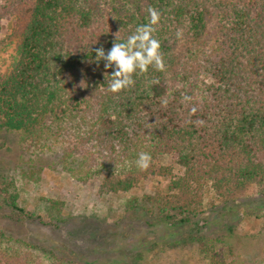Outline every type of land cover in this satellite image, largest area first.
<instances>
[{
	"label": "trees",
	"instance_id": "1",
	"mask_svg": "<svg viewBox=\"0 0 264 264\" xmlns=\"http://www.w3.org/2000/svg\"><path fill=\"white\" fill-rule=\"evenodd\" d=\"M10 1L0 0V139L17 132L22 148L55 155L68 172L105 173L102 186L114 194L168 179L166 201L155 199L158 212L143 223L169 244L196 245L207 264H236L213 237L240 239L236 206L264 208L254 201L264 198V0H30L25 21L2 38ZM149 5L161 13L165 70L150 67L110 93L95 49L146 23ZM140 151L152 156L145 171L134 164ZM207 189L220 203L217 227H206L201 210ZM15 200L0 194L13 215L33 220ZM127 211L136 220L147 213ZM14 248L0 247V264H21Z\"/></svg>",
	"mask_w": 264,
	"mask_h": 264
},
{
	"label": "rangeland",
	"instance_id": "2",
	"mask_svg": "<svg viewBox=\"0 0 264 264\" xmlns=\"http://www.w3.org/2000/svg\"><path fill=\"white\" fill-rule=\"evenodd\" d=\"M29 1L12 0L3 8L2 38L25 21ZM19 139L17 132L0 139V194L15 195V204L34 219L15 216L0 203V247L15 246L21 264H207L196 245L169 244L165 234L143 223H151V212H158L155 199L166 201L168 179L147 178L128 192L114 194L102 186L105 173L86 178L84 168L68 172L54 162L55 155L26 150ZM158 159L160 165H170L167 157ZM258 199L264 207V198L254 201ZM202 202L206 227L218 226L220 203L210 189ZM135 204L147 210L141 220L127 211ZM236 207L238 217L243 216L234 228L240 239L234 242L221 233L213 237L219 238L216 245L231 248L236 264H264V208L250 211L252 203Z\"/></svg>",
	"mask_w": 264,
	"mask_h": 264
},
{
	"label": "clouds",
	"instance_id": "3",
	"mask_svg": "<svg viewBox=\"0 0 264 264\" xmlns=\"http://www.w3.org/2000/svg\"><path fill=\"white\" fill-rule=\"evenodd\" d=\"M146 12V23L138 24L135 30L124 39H119L115 35V40L107 51L104 47H99L95 49L94 57L91 55L97 66L103 62L106 90L110 93L118 94L132 87L135 84L134 77L147 73L150 67L157 72L165 70L161 42L156 37L161 13L151 5L148 6ZM176 36L180 38L179 30L176 32ZM158 82V80H152L150 83ZM191 100V96L182 94L181 102H190ZM168 103V99H161L162 107H167ZM195 112L196 108L192 107L190 113L195 114ZM200 123L203 124V121ZM151 162V154L140 151L136 155L134 164L139 170L145 171L150 167Z\"/></svg>",
	"mask_w": 264,
	"mask_h": 264
}]
</instances>
